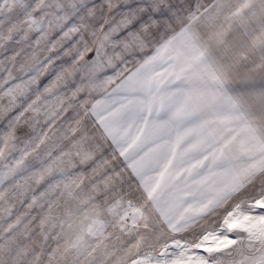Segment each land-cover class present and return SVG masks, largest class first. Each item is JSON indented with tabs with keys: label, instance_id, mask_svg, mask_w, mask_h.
Masks as SVG:
<instances>
[{
	"label": "snow or ice",
	"instance_id": "6c2138e0",
	"mask_svg": "<svg viewBox=\"0 0 264 264\" xmlns=\"http://www.w3.org/2000/svg\"><path fill=\"white\" fill-rule=\"evenodd\" d=\"M0 264H264V0H0Z\"/></svg>",
	"mask_w": 264,
	"mask_h": 264
}]
</instances>
